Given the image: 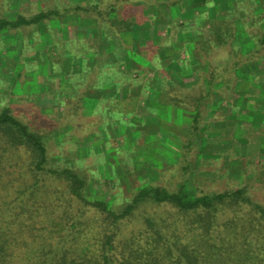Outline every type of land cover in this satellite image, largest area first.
Segmentation results:
<instances>
[{"label":"trees","instance_id":"obj_1","mask_svg":"<svg viewBox=\"0 0 264 264\" xmlns=\"http://www.w3.org/2000/svg\"><path fill=\"white\" fill-rule=\"evenodd\" d=\"M148 1L0 0V33L20 31L22 49L37 48L48 59L55 80L44 79L54 107L80 105L103 117L104 132L107 125L114 132L134 129L137 116H159L153 101L167 116L176 108L191 114L174 186L139 180L122 198L114 192L111 199L91 200L85 191L90 177L70 159L50 155L48 133L1 107L0 264H264V202L248 186L204 191L189 178L203 100L224 97L222 88H213L226 80L224 46L235 73L251 61L264 67L262 0H226L227 8L223 0H168L163 12L155 3L152 16ZM175 6L178 16L170 11ZM185 9L197 11L183 18ZM134 26L142 32L137 37ZM241 33L250 49L233 42ZM181 49L188 64L179 58ZM196 61L205 63L198 92L180 94L181 86L197 81L191 79L201 70ZM248 72L249 82L255 71ZM41 175L62 185L42 186Z\"/></svg>","mask_w":264,"mask_h":264},{"label":"rangeland","instance_id":"obj_2","mask_svg":"<svg viewBox=\"0 0 264 264\" xmlns=\"http://www.w3.org/2000/svg\"><path fill=\"white\" fill-rule=\"evenodd\" d=\"M167 1L149 0L150 16L154 13L155 3H160L156 11L163 12ZM228 1L223 0L222 8H227ZM262 4L264 5V0ZM170 11L172 15L178 16L179 8L175 6ZM196 11L185 9L181 16L187 18ZM147 26L152 34L154 28ZM20 34V31L12 30L0 33V108L8 105L21 120L48 133L50 155H62L70 159L74 162L73 166H78L79 170L90 177L85 191L91 200L111 199L114 192L122 198L138 185L139 180L143 183L150 179L168 187L174 186L179 179L181 159L178 156L182 136L190 123L191 114L188 111L171 109L167 116V108L153 101L159 116L154 114L151 117L147 114L142 121L141 116H137L136 126L130 130L123 127L114 132L107 125L106 134L102 126L103 117L100 115L85 113V108L80 105L76 109L65 104L56 107L51 105L44 75L55 80V73L50 72L48 59H44V55L41 57L36 52L37 48L36 51L34 48L22 49L25 44ZM133 34L137 37L142 32L137 35V28L134 26ZM244 35L239 34L238 39L233 42H239L244 50L250 49L252 43ZM40 36L42 40V35ZM183 36L190 39L189 34ZM124 38L128 43L132 42L131 35ZM37 44L39 48L41 43ZM224 47L222 53L230 56V47ZM21 50H25V53ZM172 53H175L174 50ZM228 56L221 70L226 80L213 87L218 90L215 92H220L222 88L224 97H217L213 101L208 98L201 105L199 120L202 132L193 139V151L197 153H193L191 157L192 170L189 178L204 191H216L236 184L248 186L251 196L264 202V67L260 62L251 61L241 65V73L240 70L235 73L231 67L232 58L229 59ZM179 58L183 59L184 64H188L187 55L182 49ZM252 58L256 60V54ZM209 60L213 64L217 63L215 59ZM170 64L171 62L167 65ZM204 64L196 61L194 67L201 70H197L191 79L196 77L197 81L187 87L181 86L180 94L191 96L198 92V77L205 75ZM258 68L262 69L263 76H256V70H261ZM248 71H255L249 82L247 76L251 73ZM152 74L150 72L149 76ZM217 82L218 80L215 84ZM149 98L152 99L151 96ZM150 101L152 100L148 99L143 103H151ZM191 103L190 101L188 105ZM197 143L200 148L196 146ZM221 172L227 175L221 176ZM41 178L44 184L42 186L62 185L45 175H41ZM125 229L124 232L127 231Z\"/></svg>","mask_w":264,"mask_h":264}]
</instances>
